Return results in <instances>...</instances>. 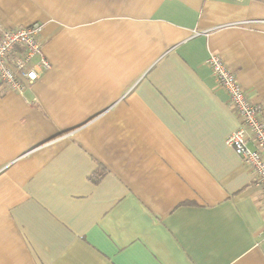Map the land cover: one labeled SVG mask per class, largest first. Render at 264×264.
Masks as SVG:
<instances>
[{
	"label": "crops",
	"instance_id": "crops-1",
	"mask_svg": "<svg viewBox=\"0 0 264 264\" xmlns=\"http://www.w3.org/2000/svg\"><path fill=\"white\" fill-rule=\"evenodd\" d=\"M50 65L0 82V264H264L218 54L264 123V0H0Z\"/></svg>",
	"mask_w": 264,
	"mask_h": 264
},
{
	"label": "built area",
	"instance_id": "built-area-1",
	"mask_svg": "<svg viewBox=\"0 0 264 264\" xmlns=\"http://www.w3.org/2000/svg\"><path fill=\"white\" fill-rule=\"evenodd\" d=\"M43 24L33 22L11 27L0 23V82L11 91L23 94L50 68L40 41ZM216 84L227 95V103L238 117L239 126L226 137V143L252 173V186L259 192L264 211V123L261 106L247 97L233 72L218 54L206 59ZM264 237V226L262 230Z\"/></svg>",
	"mask_w": 264,
	"mask_h": 264
}]
</instances>
